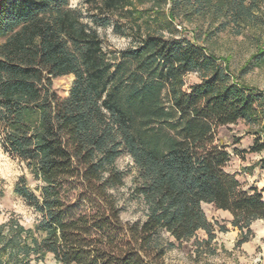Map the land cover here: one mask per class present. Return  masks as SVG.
<instances>
[{"label":"trees","instance_id":"16d2710c","mask_svg":"<svg viewBox=\"0 0 264 264\" xmlns=\"http://www.w3.org/2000/svg\"><path fill=\"white\" fill-rule=\"evenodd\" d=\"M136 2L149 3L156 32ZM85 3L92 10L69 0H0V147L38 183H16L38 218L31 227L12 216L0 223V264L46 254L61 264H163L161 232L179 243L198 230L206 242L226 232L202 204L228 211L239 243L247 241L251 223L264 219V188H244L226 170L230 153L218 129L256 125L248 151H262L264 97L233 77L226 60L218 63L208 41L254 31L256 49L242 70L263 64L264 0ZM192 21L206 22L205 32L164 36L177 32L174 22ZM107 28L139 35L110 49L99 33ZM191 73L198 80L187 85ZM67 75L60 97L52 79ZM122 154L136 169L140 221L121 219L124 172L115 162ZM258 165L264 172V158Z\"/></svg>","mask_w":264,"mask_h":264},{"label":"rangeland","instance_id":"374dc122","mask_svg":"<svg viewBox=\"0 0 264 264\" xmlns=\"http://www.w3.org/2000/svg\"><path fill=\"white\" fill-rule=\"evenodd\" d=\"M135 4L134 7L143 11L145 17L149 16L150 19L148 18L147 21L151 23L148 25H150L152 32H156L158 28L152 22L155 15L152 10L148 9L149 3L141 5L136 2ZM69 5L82 10L87 8L92 10L85 3V0H69ZM142 25L147 26L145 23ZM207 26L206 22L201 21L184 22L183 25L174 22L173 29L175 28L177 32H174L173 35L164 32V36L183 35L190 39L195 31L198 33L200 31L205 32ZM129 32L126 37H123L114 34L111 28L99 29L105 46L110 49H123L131 45L132 38L137 37L139 33L134 30H129ZM253 33L254 31H248L243 36L235 37L228 31H222L214 35L208 44L218 63L221 64L223 59L226 60L233 77H238L241 84L252 89L255 94L264 97V63L250 65L245 71L242 70L243 65L246 64L256 49L253 38L250 37ZM2 40L0 38V42ZM71 79L72 75L52 79V88L58 96L64 97L67 94ZM184 80L189 85L197 81L198 76L196 73H191ZM262 110L264 107L259 108L258 111ZM260 116L263 117L262 113ZM256 129V125L248 126L242 120L237 124H230L218 129L219 138L223 144L227 145L230 153L226 170L233 171L244 188L251 186L248 185L249 180L256 182L261 178L264 179V172L258 165L259 159L264 158V149L255 153L248 151L254 140L251 132H255ZM235 140L238 142L234 144ZM115 165L124 172V185L116 191L121 219L127 222L143 220L146 211L142 198L135 192V166L125 154L116 159ZM21 177L25 178L30 189H34L38 184L23 164L4 153L0 147V223L12 216L17 218L22 225L31 227L38 215L15 192L16 183ZM261 183L264 185V181ZM201 206L208 221L224 225L227 227L226 232L215 230L211 242H206V234L204 231L198 230L195 238L180 243L175 242L166 232H161L160 240L167 245L163 264H264V219H257L252 222L251 233L248 235L247 241L239 243V231L233 228L229 223L230 220H227L223 213L214 209L211 204H202ZM30 261V264H61L54 260L50 254L40 258H32Z\"/></svg>","mask_w":264,"mask_h":264},{"label":"crops","instance_id":"0c3cea01","mask_svg":"<svg viewBox=\"0 0 264 264\" xmlns=\"http://www.w3.org/2000/svg\"><path fill=\"white\" fill-rule=\"evenodd\" d=\"M256 168V167H255ZM231 172V171H230ZM231 173H234L233 171L231 172ZM249 177V176H248ZM250 181V183H248V185H251V186H253V187H257L258 189H261V188H264V185H263V183H261V182H263L264 181V179H259V180H257L256 182H254V181H251V180H249ZM259 184V185H258ZM248 185H246V187H248ZM250 187V186H249ZM264 192V191H263ZM263 197H264V193H263ZM217 211H220L221 213H223V215H225V217L227 218V220H230L231 219V215H230V213L228 212V211H222V210H217Z\"/></svg>","mask_w":264,"mask_h":264}]
</instances>
